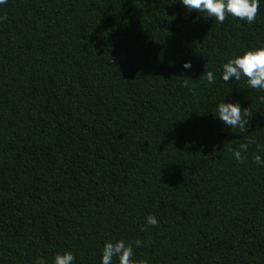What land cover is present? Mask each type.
Listing matches in <instances>:
<instances>
[{
    "label": "trees",
    "instance_id": "trees-1",
    "mask_svg": "<svg viewBox=\"0 0 264 264\" xmlns=\"http://www.w3.org/2000/svg\"><path fill=\"white\" fill-rule=\"evenodd\" d=\"M0 15V264H100L120 239L147 264H264V91L220 78L264 46V3L251 24L178 0H8ZM224 99L247 132L214 118Z\"/></svg>",
    "mask_w": 264,
    "mask_h": 264
},
{
    "label": "clouds",
    "instance_id": "clouds-1",
    "mask_svg": "<svg viewBox=\"0 0 264 264\" xmlns=\"http://www.w3.org/2000/svg\"><path fill=\"white\" fill-rule=\"evenodd\" d=\"M178 2L189 12L206 13L209 18H214L222 23L226 16H232L240 20H245L251 24L258 13V9L264 0H178ZM8 0H0V6H6ZM8 19L7 15H0V23ZM182 67L191 69L192 63L184 61ZM208 83L215 81V75L212 71L205 74ZM220 78L224 82L229 80L240 81L246 78L249 88L264 91V46L249 49L243 54L229 58L222 64ZM186 83V82H185ZM219 121L231 129H239L241 133L247 132V126L252 119V115L247 108H242L239 102H227L225 99L216 106V115ZM248 144L242 143L238 149H229L237 163H243L242 153L247 152ZM264 151V149H262ZM252 162L260 167H264V157L259 153L252 157ZM145 225L155 227L158 225L157 217L149 214L145 217ZM143 231L144 228L142 227ZM135 247H141L145 242L139 239L135 240ZM133 250V243H126L120 239L105 241L102 248L100 264H147L146 261H137ZM75 255L70 251L58 253L53 259V264H75ZM35 264H46L43 258L35 261Z\"/></svg>",
    "mask_w": 264,
    "mask_h": 264
}]
</instances>
